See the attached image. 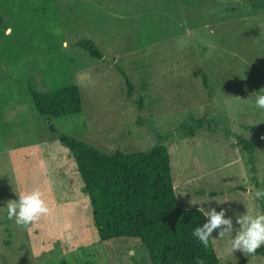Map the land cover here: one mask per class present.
<instances>
[{"label":"rangeland","instance_id":"rangeland-1","mask_svg":"<svg viewBox=\"0 0 264 264\" xmlns=\"http://www.w3.org/2000/svg\"><path fill=\"white\" fill-rule=\"evenodd\" d=\"M0 15V206L39 188L49 207L23 226L0 209V264H151L137 238H98L71 153L34 110L30 86L77 85L81 112L50 122L107 153L163 141L182 208L257 213L264 110L251 98L264 88V0H0ZM81 38L103 57L76 46ZM195 119L210 126L177 130ZM211 235L220 264L250 255Z\"/></svg>","mask_w":264,"mask_h":264},{"label":"trees","instance_id":"trees-1","mask_svg":"<svg viewBox=\"0 0 264 264\" xmlns=\"http://www.w3.org/2000/svg\"><path fill=\"white\" fill-rule=\"evenodd\" d=\"M1 20L0 15V26ZM74 44L92 58L103 57L90 38L78 39ZM118 69L129 86L124 71ZM29 92L36 113L45 123L49 121L48 129L71 153L83 190L89 198L93 223L100 240L137 238L148 251L151 264H220L211 237L205 247L191 235L192 230L206 218L198 208H182L179 205L173 188L170 155L163 141L145 151L107 153L60 132L50 122L52 118L81 112L77 85L48 92L30 86ZM205 125L209 127L210 122L195 119L178 125L177 130L193 136L196 129ZM248 161L252 162L251 149L248 150ZM251 178L254 179L253 176ZM253 201L257 212L264 211L262 199ZM250 255L264 257V246ZM250 255L240 257L232 264H245ZM61 264L66 263L62 261Z\"/></svg>","mask_w":264,"mask_h":264},{"label":"clouds","instance_id":"clouds-1","mask_svg":"<svg viewBox=\"0 0 264 264\" xmlns=\"http://www.w3.org/2000/svg\"><path fill=\"white\" fill-rule=\"evenodd\" d=\"M260 90L258 94L252 96L251 104L256 109L264 110V88ZM15 194L16 198L8 199L4 206H0V209H6L5 217L13 220L16 225H28L49 213L48 204L39 188L15 192ZM251 199L257 201L264 199V187L255 188L251 192ZM211 200L217 204L226 201L215 197ZM208 201L210 200L206 199L204 202ZM198 211H203V209L199 207ZM225 213V208L217 210L215 207H208L203 212L206 219L192 230V237L206 247L209 237L216 230L218 238L228 237L227 243L232 252L239 250L243 254H253L256 249L264 245V211L256 214H251L249 211L233 213L235 220ZM127 255L135 256L136 249L129 248Z\"/></svg>","mask_w":264,"mask_h":264}]
</instances>
